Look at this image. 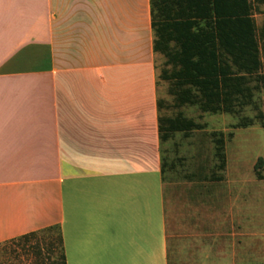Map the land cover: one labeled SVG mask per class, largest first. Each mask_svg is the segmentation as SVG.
Listing matches in <instances>:
<instances>
[{"label": "crops", "instance_id": "obj_1", "mask_svg": "<svg viewBox=\"0 0 264 264\" xmlns=\"http://www.w3.org/2000/svg\"><path fill=\"white\" fill-rule=\"evenodd\" d=\"M184 191L160 172L149 0H0V241L58 225L65 264H174Z\"/></svg>", "mask_w": 264, "mask_h": 264}, {"label": "trees", "instance_id": "obj_2", "mask_svg": "<svg viewBox=\"0 0 264 264\" xmlns=\"http://www.w3.org/2000/svg\"><path fill=\"white\" fill-rule=\"evenodd\" d=\"M264 0H149L151 49L155 83L156 128L160 172L173 166L163 155L162 144L176 132L187 136L205 127L204 121L185 113H228L237 120L232 127L257 123L264 127V110L257 93L264 89ZM262 20L256 23L254 14ZM164 83V94L158 85ZM249 107L253 113L243 114ZM220 129L208 131L212 144L209 180H221L225 167V136ZM264 160L257 156L254 174L264 178ZM61 248L58 264L64 263ZM35 229V230H39ZM17 236H26L33 231Z\"/></svg>", "mask_w": 264, "mask_h": 264}, {"label": "rangeland", "instance_id": "obj_3", "mask_svg": "<svg viewBox=\"0 0 264 264\" xmlns=\"http://www.w3.org/2000/svg\"><path fill=\"white\" fill-rule=\"evenodd\" d=\"M254 18L258 24L262 15L255 13ZM157 88L165 96L164 83ZM256 95L264 110V89ZM185 113L204 121L205 127L187 136L176 132L161 146L165 159L173 162L164 172L165 181L183 183L188 189L184 194L192 199L182 219L190 228L183 244L191 254L182 253L183 260L174 264H264V178H257L253 170L257 156L264 160V127H232L237 118L228 113L197 116L191 107ZM242 113L253 111L246 107ZM212 129L232 131L225 136L226 165L220 181L207 179L214 162L208 136ZM60 253L56 228L0 241V264H58Z\"/></svg>", "mask_w": 264, "mask_h": 264}]
</instances>
